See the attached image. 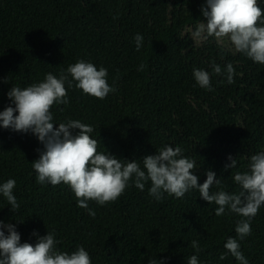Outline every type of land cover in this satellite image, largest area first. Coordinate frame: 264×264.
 Listing matches in <instances>:
<instances>
[{
	"label": "trees",
	"instance_id": "trees-1",
	"mask_svg": "<svg viewBox=\"0 0 264 264\" xmlns=\"http://www.w3.org/2000/svg\"><path fill=\"white\" fill-rule=\"evenodd\" d=\"M258 3L264 10V0ZM203 4L0 0V111L15 107L7 97L12 86L42 82L49 72L59 78L69 65L86 60L108 70L116 91L100 100L75 88V81L72 87L66 84L70 103L52 106L55 124L71 119L92 125L98 151L129 162L142 161L165 145L179 146L196 161L198 184L210 170L221 180L212 193L238 192L235 172L247 171L249 158L264 151V64L236 52L226 37L195 39L192 33L204 21ZM137 34L143 37L139 51ZM213 63L222 70L231 63L234 82L227 83L226 72L217 76ZM194 69L210 73L212 91L196 83ZM42 148L31 132L0 127V184L16 181L13 193L20 205L11 211L0 194V221L15 225L21 243L35 244L54 232L60 251L83 246L91 264H149L165 258V264H188L192 255L198 264H239L224 248L233 237L249 264H264V206L251 221V234L240 240L235 228L241 217L227 209L216 216L218 206L203 200L198 189L182 199L165 193L157 201L149 195L150 181L143 191L130 181L115 202L89 201L96 212L91 217L77 207L68 185L36 182L31 163ZM229 156L236 159L235 168H225ZM193 240L199 253L191 247Z\"/></svg>",
	"mask_w": 264,
	"mask_h": 264
},
{
	"label": "clouds",
	"instance_id": "clouds-1",
	"mask_svg": "<svg viewBox=\"0 0 264 264\" xmlns=\"http://www.w3.org/2000/svg\"><path fill=\"white\" fill-rule=\"evenodd\" d=\"M200 11L204 21L193 31L195 39L204 41L209 37H226L236 52L243 53L253 62L264 64V10L258 0H204ZM134 39L139 51L143 37L137 34ZM143 68L141 64L138 70ZM212 70L217 76L222 71L226 72L227 83L234 82L231 63L223 70L213 63ZM193 76L201 88L212 91L208 71L194 69ZM107 77L106 68L98 69L93 63L80 59L69 65L66 73L61 72L59 78L49 72L42 82L24 88L12 86L7 92L15 107L7 106L0 111V127L31 132L43 146L42 150L37 149L39 158L31 163L36 182L41 185H68L76 197L77 207L87 209L91 217H95L96 212L89 208V201H95L99 206L115 202L129 187L130 181L141 191L150 181L149 195L157 201L164 199L165 193L182 199L190 190L198 189L203 200L218 206L216 216L224 215L227 209L241 217L235 228L240 240L250 235L251 221L264 206V151L249 158L247 171L235 172L233 179L240 188L238 192L219 190L212 193L211 187L214 184L219 186L221 180L209 170L205 173L203 184H198V176L193 174V170L197 169L196 161L184 156L179 146L165 145L142 161L129 162L109 154L105 149L98 151L100 142L90 135L94 131L92 125L71 119L58 125L54 123L52 106L70 103L66 84L72 87L75 81V88L103 100L116 91L114 86L109 85ZM72 130L79 131L74 135ZM228 159L230 163L225 168H235L236 159L231 156ZM15 186L14 179L0 184V194L6 198L11 211L20 207L13 193ZM58 243L54 232L38 237L35 244L21 243L15 225L0 221V264H91L90 255L83 246L68 253L60 251ZM191 247L196 253L201 251L196 240L191 242ZM224 248L239 264H249L237 239L229 237ZM225 258V254L219 257L220 260ZM166 259H151L149 264H165ZM188 264H198L197 255H192Z\"/></svg>",
	"mask_w": 264,
	"mask_h": 264
}]
</instances>
